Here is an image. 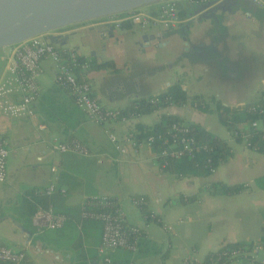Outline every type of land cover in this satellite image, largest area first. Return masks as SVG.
<instances>
[{
    "label": "crops",
    "instance_id": "1",
    "mask_svg": "<svg viewBox=\"0 0 264 264\" xmlns=\"http://www.w3.org/2000/svg\"><path fill=\"white\" fill-rule=\"evenodd\" d=\"M155 4L147 3L140 9L152 13ZM177 7L179 21L167 28L140 27L127 19L115 25L99 16L65 24L49 30L48 34L57 37V41L52 42L60 48L72 49L85 58L88 65L84 72L91 82L93 95L104 107L135 106L139 99L146 100L177 82L185 92L186 103L139 112L130 123L150 125L158 119L159 113H170L182 122L204 128L223 139L230 149L228 155L204 176L159 168L152 144L142 142L136 152L129 149L125 154L118 153L107 131L122 135L127 126L116 121L99 124L89 120L74 104L71 95L54 81L53 60L43 57L39 62V94L33 102L34 116L0 115V137L9 149L5 180L0 182V227L3 221L10 219V224L5 222L9 231L0 232V245L23 251L31 264H45L44 254L50 256L51 264H72L71 243L78 234L77 225L65 222L58 230L35 233L30 220L18 218L12 207L20 201L23 191L44 188L51 181L65 189L62 196L66 206L78 207L84 198L94 195L111 196L121 206L113 184L101 180L96 173L103 165L114 167L118 183L123 180L126 167H133L132 188L127 192L126 201L138 211L139 218L129 220L122 206L121 209L127 223L140 227L141 237L135 252L114 250L109 253L121 264H180L185 256L198 261L222 243L254 242L263 236L264 190L255 186L254 179L264 175V152L253 150L232 136L231 130L218 120L210 102H207L208 109L203 110L192 105L190 96L197 94L205 100L212 96L230 109L261 96L264 79L262 83L238 91L229 87L225 97L205 93L203 91H211L209 86L196 84L202 80L203 72L217 75L227 69V73L221 75L233 76L253 62L263 67L264 4L234 0L223 10L207 12L205 17L199 15L204 10L195 11L190 0H177ZM7 48L5 45L4 55ZM4 55L0 57V75ZM101 60H110L114 69L90 64V61ZM40 76L43 77L39 80ZM217 78H212L209 85L217 84ZM251 94H256L254 99L250 98ZM192 108H196L199 115ZM207 111L214 112L225 132L212 130L204 116ZM38 123L44 127H37ZM53 136L62 140L77 138L93 154L51 149L48 139ZM97 156H101L100 161ZM42 158L48 160V168H40ZM218 181L239 183L243 188L235 194L208 193L206 185ZM132 196L143 197V205H134ZM3 208L11 211L4 212ZM147 213H152L153 218H144L143 214ZM255 219L261 220L262 234L251 240L248 221L252 225ZM85 225L93 235L89 241L94 240L91 245H85L94 248L100 237V222Z\"/></svg>",
    "mask_w": 264,
    "mask_h": 264
},
{
    "label": "built area",
    "instance_id": "2",
    "mask_svg": "<svg viewBox=\"0 0 264 264\" xmlns=\"http://www.w3.org/2000/svg\"><path fill=\"white\" fill-rule=\"evenodd\" d=\"M192 3L204 2L206 0H190ZM255 4H264V0H252ZM152 13L145 12L140 6L125 11L104 15L105 22H114L127 19L138 24L140 27L148 25H160L163 28L171 27L179 21L177 0H157ZM113 15V16H112ZM47 32H40L31 35L23 40L7 45L4 55V68L0 75V115L9 117H33V102L39 94L38 75L40 73L39 62L43 57H48L55 63L54 81L64 88L72 97L74 104L80 108L86 117L96 123L116 121L127 126L122 135L108 130L107 137L113 147L120 154H125L129 149L136 152V148L142 142L152 144L157 141L155 158L161 169L167 168L170 159L175 160L186 157L194 161V166L202 164L210 168L211 157L203 156L201 152H211L214 149L212 144L200 141L195 137L191 125L180 120L171 121L163 134H147L144 138L136 140L134 129L130 121L138 112L133 110L124 111L118 107L102 106L92 92V85L84 69L88 62H78L75 58L77 53L72 49H63L49 40ZM157 95L148 97L146 101L155 102ZM249 109L257 113V117L251 121L237 122L231 131L232 136L241 139L245 146L258 151V143H251L249 140V128L262 129V150L264 152V95L251 102ZM37 127L43 128L41 123ZM51 149L58 152H71L78 155H91L93 153L84 143L74 137L59 139L51 137L48 139ZM8 147L5 140L0 137V182L5 180V161L8 155ZM230 151L227 146V154ZM101 156H97L100 161ZM214 168L210 169V172ZM54 171V168H50ZM46 195L58 193L65 194V189L56 187L54 181L48 183L44 188L39 189ZM131 201L137 207L144 203L143 197L132 196ZM144 218H153L152 213L143 214ZM80 216L94 218L101 222V233L99 241L95 246L96 256L88 258L86 264H121L110 256L114 250L135 252L138 241L141 237V229L135 224L126 222L120 204L117 200L108 195H94L84 198L80 203ZM67 220L64 213L55 211L53 206L46 208L37 207L30 217L34 232L43 230H58L63 227ZM169 228V227H167ZM264 241L230 245L222 243L206 260H196L190 256L181 259L180 264H264V259L257 257ZM206 254V253H205ZM204 254V255H205ZM24 258L21 250H12L9 247L0 245V262L18 264Z\"/></svg>",
    "mask_w": 264,
    "mask_h": 264
},
{
    "label": "trees",
    "instance_id": "3",
    "mask_svg": "<svg viewBox=\"0 0 264 264\" xmlns=\"http://www.w3.org/2000/svg\"><path fill=\"white\" fill-rule=\"evenodd\" d=\"M78 62L85 60L81 55L77 54L75 56ZM90 64L94 67H103V68H112L114 69V65L110 60H101L100 62L90 61ZM260 95H264V90L261 91ZM186 99V95L184 90L180 87L177 82H173L169 84L162 92L157 94V99L155 102L151 103L146 101L145 99H139L136 101L135 106L131 105L128 108H125L124 111H135V112H146L154 108L163 107L168 104H180L184 102ZM190 102L195 107H199L203 110H207V102L212 104V109L216 112V116L218 120L228 129L233 130L235 128V123L241 121H251L255 119L258 115L249 109V106L252 101L246 102L238 108L230 109L227 106L223 105L220 101L215 99L212 96H209L207 100L197 94H193L190 96ZM174 120H178L177 116L161 112L158 115V119L154 121L150 125H143L141 123H134L132 127L134 129V138L136 140H140L144 138L147 134H163L167 125ZM193 131L195 133V137L203 142H206L207 145L212 144L214 149L211 152H201L200 160H204L203 156L209 155L211 157L210 168L203 167L202 164H198V166H194V161L191 159H187L186 157H180L178 159L168 161L167 170L177 173V174H202L204 176L210 174V169L215 168L218 163L222 159L226 157L227 145L224 140L211 134L209 131L204 128H200L192 125ZM263 132L262 129L249 128V140L251 143H258L259 149L262 150V139L260 134ZM157 141L152 143L153 147L156 148ZM60 183V181L58 180ZM254 184L257 188L264 190V175L258 176L254 179ZM243 186L239 183L234 184H226L223 182H210L206 185V189L210 194H235L239 192ZM64 197L58 193H53L52 195H46L39 189H27L23 191L20 201L12 207L13 212L23 218L26 221L30 220L31 215L35 211L37 207L46 208L47 206H53L55 211L63 212L66 217V223H70L72 226L78 227V234L72 239L71 248L74 251V261L72 264H86V260L88 258H93L96 256L95 253V244L94 248H88L85 244H92L89 241L90 232L86 230L87 222H94L97 219L81 217L80 216V205L78 207H69L64 204ZM264 220V213H263ZM99 221V220H97ZM100 222V221H99ZM101 225V222H100ZM101 233V228H100ZM257 241H264V228H263V236L259 238ZM251 243V242H248ZM230 245H240L242 243L234 242L227 243ZM91 249V250H90ZM213 252H207L204 255L203 260H206L209 256H212ZM0 264H12L9 262H0ZM18 264H31L30 260L26 257L23 258Z\"/></svg>",
    "mask_w": 264,
    "mask_h": 264
},
{
    "label": "water",
    "instance_id": "4",
    "mask_svg": "<svg viewBox=\"0 0 264 264\" xmlns=\"http://www.w3.org/2000/svg\"><path fill=\"white\" fill-rule=\"evenodd\" d=\"M157 0H0V47L68 23L125 11ZM234 0L194 3L195 11L225 9ZM198 15V16H199ZM50 41L57 37L49 35Z\"/></svg>",
    "mask_w": 264,
    "mask_h": 264
},
{
    "label": "rangeland",
    "instance_id": "5",
    "mask_svg": "<svg viewBox=\"0 0 264 264\" xmlns=\"http://www.w3.org/2000/svg\"><path fill=\"white\" fill-rule=\"evenodd\" d=\"M4 48L5 46L0 47V57L4 55ZM0 62H1V59H0ZM222 73H227V69L222 71ZM221 74L220 73L217 74L219 75V78H217L216 77L217 75L206 74L205 72H203V75L201 76L202 80L201 81L199 80L200 82L198 81V84L196 85L209 86L208 88L211 91H203V92L205 93L212 92L214 96H222V97L224 96L225 97L228 94L227 90L229 87H235L238 91V89L240 88H247L249 85L255 86L259 84V82L262 83V79H264V65L263 67H261L260 65H258L257 62H253L249 67L239 70L238 73H236L233 76H230L227 74H224V75H221ZM41 77L43 76H40L39 80L41 79ZM45 77L48 78L49 76L45 75ZM212 78H217L219 80L218 83L217 84L212 83V85H209V81ZM207 79L209 80L207 81ZM251 96L252 97L250 98L254 99L256 94L254 96L253 94H251ZM185 103H186V100H185ZM182 107H186V106H182ZM192 110L196 115H199L200 112L197 111L196 108H192ZM204 116L206 118V122L208 120V122L210 123V127L212 128V130H214L217 133L225 132L224 126L220 124L219 122H217L213 111L212 112L207 111ZM39 165H40V168H43L44 166L48 168V160L46 158H42ZM132 170H133V167H126V169L122 173L123 180H121L120 183H118L117 175L115 173L114 167H107L106 165H103L101 169H99L96 172L97 174L101 176V180H105L106 183L110 185L113 184L111 185L112 189L114 193L116 194V198L120 200L122 209L124 213L127 215L129 220L134 219V218H139L138 211L135 210V208H131L130 204L126 201L127 192L132 188V184H131L132 183V180H131ZM7 210L9 211L10 209L3 208L4 212H7ZM17 217L20 218L19 216ZM6 221H9V224H10V219L3 221L0 227V232L7 233L9 231V228L7 227L8 222L5 223ZM248 225H249L248 227L249 233L250 235H252V237L250 238L251 240H255L261 236L263 232L261 233V230H260V226H261L260 219H255L252 225L248 221ZM49 257H50L49 255L44 254L43 262H45V264H51ZM257 257L260 259H264V247L261 248V250H259ZM53 264H57V263L53 262Z\"/></svg>",
    "mask_w": 264,
    "mask_h": 264
}]
</instances>
